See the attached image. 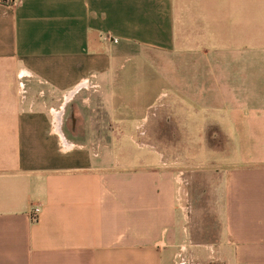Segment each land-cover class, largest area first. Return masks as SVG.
Masks as SVG:
<instances>
[{"label":"crops","instance_id":"obj_1","mask_svg":"<svg viewBox=\"0 0 264 264\" xmlns=\"http://www.w3.org/2000/svg\"><path fill=\"white\" fill-rule=\"evenodd\" d=\"M161 121L180 156L111 152ZM194 134L212 221L183 203ZM0 264H264V0L0 4Z\"/></svg>","mask_w":264,"mask_h":264},{"label":"rangeland","instance_id":"obj_2","mask_svg":"<svg viewBox=\"0 0 264 264\" xmlns=\"http://www.w3.org/2000/svg\"><path fill=\"white\" fill-rule=\"evenodd\" d=\"M160 56H157V59H152L149 61L151 64V69L155 72L158 71L156 64L159 62L161 63ZM170 61V60H168ZM156 67V68H155ZM159 73V71H158ZM160 74V73H159ZM161 88V85L159 83L156 84V91H159ZM163 92H165L163 90ZM166 94V93H165ZM69 113L65 116V121H70ZM164 120V119H163ZM165 122L161 121L159 124L161 127L159 128V141L162 144V149H160L159 145L153 146V148L149 147H139V143L141 141L144 142V140H140L135 134H133L135 137V141L131 139H127L125 142V146L127 148H124L122 151H118V149H111V152L113 155L117 156H123L126 159L133 160V162L130 163V166H137L139 163L137 160L139 158H143L145 156L153 155L157 157V152H164L166 149V146H169V149H172L171 147H175L174 150L176 155H181V133H174L173 135L175 137H172V134L170 132L168 133ZM163 125V126H162ZM150 127V126H148ZM132 135V134H131ZM147 135V134H146ZM192 140L191 143L195 142L193 146H195V149L192 148V153L194 151V155H190L191 161L194 163H189L191 166V169L188 170V176L189 181L184 180V193H183V203L187 211L189 212L191 218H194V220H209L212 221L215 218L214 213V193L213 190L215 189L216 184L218 183L215 179V173L214 171H221L220 166L217 165H210V166H204L203 164L207 161L206 156L204 154L203 149H197V144L199 143L200 146L202 142L198 138V134L191 135ZM133 138V137H132ZM108 139V138H107ZM137 141V143H136ZM190 143V145H192ZM124 144V142H123ZM172 144V145H171ZM196 151V153H195ZM166 153V152H165ZM200 162V164H198ZM180 167H178L179 171L182 169L181 163L179 164ZM211 168L212 170H207ZM185 171V170H184ZM186 175V176H187ZM207 217V218H205Z\"/></svg>","mask_w":264,"mask_h":264},{"label":"built area","instance_id":"obj_3","mask_svg":"<svg viewBox=\"0 0 264 264\" xmlns=\"http://www.w3.org/2000/svg\"><path fill=\"white\" fill-rule=\"evenodd\" d=\"M0 4H3L5 6H13L15 4V0H0ZM39 214V209L35 208L30 216H31V221L36 222Z\"/></svg>","mask_w":264,"mask_h":264}]
</instances>
